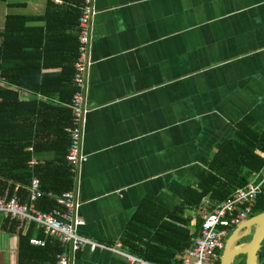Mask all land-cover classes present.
<instances>
[{"label":"crops","instance_id":"crops-1","mask_svg":"<svg viewBox=\"0 0 264 264\" xmlns=\"http://www.w3.org/2000/svg\"><path fill=\"white\" fill-rule=\"evenodd\" d=\"M45 1L2 3L0 31L6 14H41ZM93 4L78 215L79 232L105 248H84L72 264H134L118 239L140 201L172 209L237 122L264 128V0ZM4 219L0 264H17L26 226Z\"/></svg>","mask_w":264,"mask_h":264},{"label":"trees","instance_id":"trees-1","mask_svg":"<svg viewBox=\"0 0 264 264\" xmlns=\"http://www.w3.org/2000/svg\"><path fill=\"white\" fill-rule=\"evenodd\" d=\"M6 1L0 0V5ZM82 2L46 0L41 14L4 17L0 31V195L16 193L25 202L33 177L43 191L55 195L74 187L65 159L70 144L66 129L71 124L69 105L75 90L72 76ZM19 90L31 92L32 98L19 100ZM32 158L37 164L29 167ZM263 165L264 128L255 130L237 122L234 136L217 144L206 177L196 186H186L172 209L148 199L140 201L118 239L120 249L148 263L180 264L179 255L190 246L203 214L237 186L245 185L248 173ZM36 205L48 211L55 201L43 196ZM262 211L264 195L255 207V213ZM4 221L20 227L15 221ZM34 235L43 237L33 223L18 235L17 264H54L61 246L50 239L42 247L31 245ZM241 257L236 264H244ZM258 260L264 264V241Z\"/></svg>","mask_w":264,"mask_h":264},{"label":"built area","instance_id":"built-area-1","mask_svg":"<svg viewBox=\"0 0 264 264\" xmlns=\"http://www.w3.org/2000/svg\"><path fill=\"white\" fill-rule=\"evenodd\" d=\"M95 13L93 0H83L77 21L78 49L72 76L75 90L69 105L71 124L66 129L70 144L65 159L73 174L74 187L55 195L43 191L39 180L33 177L26 187L25 202L20 201L16 193L10 197H7L6 193L0 195V215L3 218L15 221L21 226L33 223L35 230L41 232L43 237L35 235L30 237L31 245L42 247L46 244V240L50 239L61 246V250L55 255L54 264H72L77 253L84 248L92 252L105 248L104 244L79 232L83 222L78 215L80 201L77 194L78 173L87 159V155L82 150V141L88 112L85 96L91 65L89 49ZM28 164L33 166L36 160L32 159ZM262 195H264V165L258 171H250L245 185L237 186L229 197L203 214L198 230L190 238V246L179 255L180 264H218L225 239L233 228L256 214L255 207ZM43 196L55 201V206L48 211H43L36 205L38 199ZM128 257L134 264H152L130 255Z\"/></svg>","mask_w":264,"mask_h":264},{"label":"water","instance_id":"water-1","mask_svg":"<svg viewBox=\"0 0 264 264\" xmlns=\"http://www.w3.org/2000/svg\"><path fill=\"white\" fill-rule=\"evenodd\" d=\"M250 235L248 241L238 242ZM264 241V211L258 212L232 229L224 242L219 264H232L236 256L244 255V264H259L258 252Z\"/></svg>","mask_w":264,"mask_h":264},{"label":"rangeland","instance_id":"rangeland-1","mask_svg":"<svg viewBox=\"0 0 264 264\" xmlns=\"http://www.w3.org/2000/svg\"><path fill=\"white\" fill-rule=\"evenodd\" d=\"M231 231H232V230H231ZM229 234H230V233H229ZM249 238H250V235H247V236H245L244 238H242L241 240H239L238 242L242 243V242L248 241ZM221 252H222V251H221ZM221 252H220V253H221ZM241 256H242V255L236 256V257L234 258V260L232 261V264H236L237 262H239V261L242 259ZM258 263H259V260H258Z\"/></svg>","mask_w":264,"mask_h":264}]
</instances>
